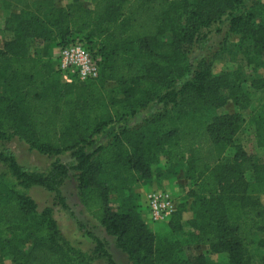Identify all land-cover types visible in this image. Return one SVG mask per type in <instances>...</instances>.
<instances>
[{
    "label": "trees",
    "instance_id": "16d2710c",
    "mask_svg": "<svg viewBox=\"0 0 264 264\" xmlns=\"http://www.w3.org/2000/svg\"><path fill=\"white\" fill-rule=\"evenodd\" d=\"M71 0L17 15L12 38L0 49V141L17 136L29 149L54 159L46 173L27 172L10 154L0 152V264H91L102 257L95 239L94 258L73 248L61 233L51 207L36 217V203L26 191L34 186L53 193V205L66 209L59 188L68 177L86 214L114 239L129 264H213L193 251L207 246L226 254L227 264H251L247 247L255 234L264 247V164L247 156L235 135L241 119L217 115L230 100L247 107L242 73L213 74L201 58L193 70L188 55L196 35L227 17L228 33L245 45L248 64L264 66V4L252 0ZM10 9L9 0L0 8ZM170 34L169 41H161ZM78 38L99 60L96 82L61 84L54 65L44 61L50 49ZM42 48L31 51L32 44ZM185 76L189 79L181 82ZM106 82L115 86L103 90ZM264 88V77L251 81ZM153 103L161 110L131 128L110 126L133 117ZM248 123L255 143L264 148V105L255 107ZM110 126V137L98 142ZM108 137V136H107ZM234 153L227 155V149ZM69 153L73 164L58 157ZM166 159L169 169L156 179L184 170L197 188L184 240L158 237L137 211L132 182L152 181L150 167ZM159 175V176H158ZM247 178H251L248 181ZM6 180L13 186L4 188ZM120 202V212L111 201ZM184 208L169 217L171 233L182 230ZM30 246L28 251L24 247ZM104 256L109 259L107 254ZM110 264H114L109 260ZM261 264H264V258Z\"/></svg>",
    "mask_w": 264,
    "mask_h": 264
},
{
    "label": "rangeland",
    "instance_id": "374dc122",
    "mask_svg": "<svg viewBox=\"0 0 264 264\" xmlns=\"http://www.w3.org/2000/svg\"><path fill=\"white\" fill-rule=\"evenodd\" d=\"M10 9L4 10L0 8V49L12 38V24L17 15H25L36 10H41L43 6L51 4L54 7L62 8L71 2V0H9ZM88 3L89 0H79ZM192 1V0H190ZM264 4V0H259ZM252 0H244L242 8L248 7ZM171 39L170 34L162 36L161 41H169ZM239 36L228 33L227 17L222 18L219 22L213 23L209 28L202 29L195 37L192 49L188 55V61L190 69L193 70L197 62L207 57L212 64L213 74L232 73L238 71L243 74L247 79L244 84V88L248 95L247 107L240 109L235 107L232 101L228 100L224 106L216 110L217 115L235 114L241 119V129L235 135V145H240L242 150L247 156L252 158L256 163L264 164V148L258 147L255 143L254 133L250 124L248 123L251 111L260 105H264V88L255 89L251 86V81L257 78L264 77V66H257L255 64H248L244 56L245 45L239 48L237 41ZM78 41V38L75 39ZM42 47L37 43L32 44L31 51L36 50L38 52ZM58 48V47H53ZM57 51H53L50 55L44 58V61L51 65L55 63ZM97 59L100 58L97 56ZM189 79V76H185L181 82ZM115 86L113 82H106L103 85V90H110ZM162 106L159 103H153L145 110L137 113L133 117H126L120 120L116 119L110 126L120 127L125 125L128 128L138 126L141 122L150 116L151 114L161 110ZM110 126L100 134L97 138L98 142H106L110 137ZM108 136V137H107ZM0 152L4 154H10L14 157L17 164L23 167L27 172L46 173L50 169V165L54 162V159L47 156L40 155L34 150L29 149L27 144L20 140L17 136L11 135L9 140L0 141ZM234 149L228 148L227 155H232ZM58 160L62 164H73V160L70 158L69 153H63L58 157ZM153 179L147 183L132 182L129 193L137 206V211L140 213L144 222L146 215L149 213L147 206V195L153 191H160L167 194L175 205V210L182 206L184 212L182 213L181 226L182 230L179 233H171L169 228V220L160 223H151L147 225L152 234L158 237L173 236L178 240H184L190 231L187 222L192 218V214L189 211L191 202L193 201L190 196L191 192H197V188L193 187L184 178V170L176 169L175 175L169 176L162 175V177L155 178L157 172H165L169 169V165L165 158H162L158 165L150 167ZM5 170V164L0 161V172ZM159 176V175H158ZM251 181V178H247ZM155 185V187H152ZM4 188L13 186L10 180H6L2 184ZM76 183L68 177L63 180L59 191L65 202L66 209L61 208L60 205H53L54 194L45 190L44 188L34 186L26 191L36 203V217H38L41 211L46 207H51L53 210L54 219L63 234L64 238L69 244L80 251L94 258L92 254L96 244L95 239L99 240L102 245V257L99 259H93L91 264H110L111 260L114 264H129L127 258L114 246V239L105 235L103 229L92 220L76 197ZM152 187L151 191H148L145 187ZM165 187V188H163ZM173 187V192H170L166 188ZM260 202L264 204V195L259 196ZM120 202L117 200L111 201V206L117 212ZM150 216V215H149ZM263 238L262 235L255 234L253 236V243L247 247L248 254L251 258V264H261L264 258V247L259 244V241ZM29 245L24 247V251H28ZM194 254H201L207 258L213 264H227L228 258L226 254H213L207 246H199L194 251ZM104 254H107V259ZM0 257L1 254H0ZM3 264H14L10 258L4 256Z\"/></svg>",
    "mask_w": 264,
    "mask_h": 264
},
{
    "label": "built area",
    "instance_id": "2783aa9c",
    "mask_svg": "<svg viewBox=\"0 0 264 264\" xmlns=\"http://www.w3.org/2000/svg\"><path fill=\"white\" fill-rule=\"evenodd\" d=\"M55 60L61 84L91 83L99 79V60L82 42L75 41L59 47ZM146 200L151 223L168 221L175 210L172 199L163 192H150Z\"/></svg>",
    "mask_w": 264,
    "mask_h": 264
},
{
    "label": "crops",
    "instance_id": "0c3cea01",
    "mask_svg": "<svg viewBox=\"0 0 264 264\" xmlns=\"http://www.w3.org/2000/svg\"><path fill=\"white\" fill-rule=\"evenodd\" d=\"M53 51H57L58 52V48H52V49L49 50L48 53L51 55ZM152 187H155V185H152ZM152 187L149 186V187H145V188H147L148 191H151ZM163 188H165V187H163ZM166 189H169L170 192H173V187H169V188L167 187ZM145 218H146L145 219V221H146L145 223L148 225L149 221H150L149 213L146 215Z\"/></svg>",
    "mask_w": 264,
    "mask_h": 264
}]
</instances>
